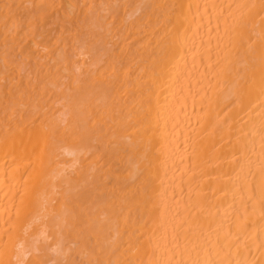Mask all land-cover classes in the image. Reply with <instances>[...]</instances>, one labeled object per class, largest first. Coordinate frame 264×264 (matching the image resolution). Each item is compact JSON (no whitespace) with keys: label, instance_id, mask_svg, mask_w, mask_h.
Listing matches in <instances>:
<instances>
[{"label":"bare ground","instance_id":"obj_1","mask_svg":"<svg viewBox=\"0 0 264 264\" xmlns=\"http://www.w3.org/2000/svg\"><path fill=\"white\" fill-rule=\"evenodd\" d=\"M0 264H264V0H0Z\"/></svg>","mask_w":264,"mask_h":264}]
</instances>
